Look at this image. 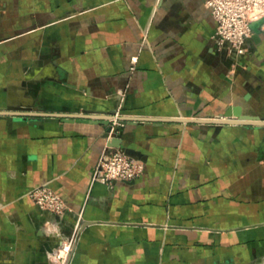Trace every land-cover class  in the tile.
I'll list each match as a JSON object with an SVG mask.
<instances>
[{
	"label": "crops",
	"instance_id": "0c3cea01",
	"mask_svg": "<svg viewBox=\"0 0 264 264\" xmlns=\"http://www.w3.org/2000/svg\"><path fill=\"white\" fill-rule=\"evenodd\" d=\"M216 28L205 0H0V264H50L79 213L70 264H264V127L206 121L264 119V30L236 57ZM107 146L143 174L93 183Z\"/></svg>",
	"mask_w": 264,
	"mask_h": 264
},
{
	"label": "built area",
	"instance_id": "2783aa9c",
	"mask_svg": "<svg viewBox=\"0 0 264 264\" xmlns=\"http://www.w3.org/2000/svg\"><path fill=\"white\" fill-rule=\"evenodd\" d=\"M205 4L217 23L213 40L218 51L236 57L245 55L248 42L255 34L252 24L264 19V0H205ZM261 30H264V22ZM143 169L140 160L122 149L107 146L96 166L94 179L106 184L131 182L141 175ZM30 196L43 210L54 214H64L69 210L64 200L46 184L32 189ZM75 239L76 233L67 244L49 255L58 259L64 251L69 255Z\"/></svg>",
	"mask_w": 264,
	"mask_h": 264
},
{
	"label": "water",
	"instance_id": "95a60500",
	"mask_svg": "<svg viewBox=\"0 0 264 264\" xmlns=\"http://www.w3.org/2000/svg\"><path fill=\"white\" fill-rule=\"evenodd\" d=\"M264 19L259 20L257 22H254L252 24V28L254 30V40H258L260 38V27L263 24ZM29 109H27L26 111H28ZM16 112H6V111H0V117H8V118H12L14 116H16ZM17 115H22V113L20 112ZM26 116L32 115L30 114V112H28V114H25ZM44 116L45 118H47L48 120H52V121H71L73 119H86V120H96V118H86L83 116H61V115H53V114H36V116ZM232 115H234L236 118L232 119ZM227 118H220V119H216V120H206L209 123H218V124H245V125H252V126H262L264 127V119H261L259 117H255V116H247L244 115L242 113V110L238 107H236L234 109V113H232V111H228L226 114ZM106 126L108 127L107 132H106V137L107 138H113L117 131H118V127L113 126L112 121L110 119H106L105 122ZM113 141V140H111ZM113 143L111 144L112 146H118L115 142H110Z\"/></svg>",
	"mask_w": 264,
	"mask_h": 264
},
{
	"label": "rangeland",
	"instance_id": "374dc122",
	"mask_svg": "<svg viewBox=\"0 0 264 264\" xmlns=\"http://www.w3.org/2000/svg\"><path fill=\"white\" fill-rule=\"evenodd\" d=\"M118 114H115L114 116H117ZM119 122H121V121H119ZM118 122V123H119ZM113 126H116V124H113ZM117 127V126H116ZM102 155V154H101ZM101 157V156H100ZM100 159V158H99ZM141 161V160H140ZM98 162H99V160H98ZM98 162H97V164H98ZM142 162V161H141ZM97 164H96V166H97ZM142 164H143V166H144V163L142 162ZM144 169H145V166H144ZM144 169H143V172H144ZM95 170H96V168H95ZM143 172L141 173V175L143 174ZM94 175H95V171H94V174H93V179H92V182L93 183H95V182H99V181H97V180H95L94 179ZM140 175V176H141ZM139 176V177H140ZM138 177V178H139ZM137 178V179H138ZM135 181V180H134ZM100 183H102V182H100ZM112 183H114V182H112ZM111 183V184H112ZM103 184H106V183H103ZM111 184H107V185H111ZM31 192V191H30ZM30 192L27 194L28 195V197L34 202V200L32 199V197L30 196ZM55 192V191H54ZM56 193V192H55ZM59 195V194H58ZM60 196V195H59ZM61 197V196H60ZM62 198V197H61ZM63 199V198H62ZM64 200V199H63ZM64 202H65V200H64ZM35 203V202H34ZM66 203V202H65ZM67 204V203H66ZM68 206V205H67ZM40 207V206H39ZM41 208V207H40ZM42 209V208H41ZM43 210V209H42ZM69 210H70V208H69ZM68 210V211H69ZM47 211V210H46ZM67 211V212H68ZM50 212V211H49ZM65 214V213H64ZM64 214H59V216H62V215H64ZM56 215H58V214H56ZM81 213H79V215H78V222H77V224H76V227H75V230H74V233L73 234H75L76 233V239H75V242H74V246L72 247V251L69 253V255H68V253L66 252V251H64V252H62L61 253V255H60V258L58 259V258H55L54 256H51V255H48V260H49V262H50V264H70V261H71V258H72V255H73V252H74V250H75V248H76V246H77V243H78V239H79V230H80V226H81ZM51 231V230H50ZM72 234V235H73ZM72 235L71 236H67L65 239H62L61 241H60V244H59V246L57 247L58 249L62 246V245H64L65 243L67 244L69 241H70V238L72 237ZM69 238V239H68Z\"/></svg>",
	"mask_w": 264,
	"mask_h": 264
}]
</instances>
